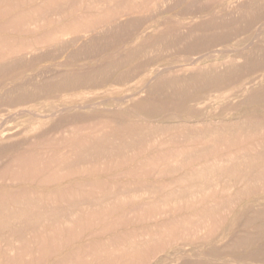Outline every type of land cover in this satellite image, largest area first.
<instances>
[{
	"label": "rangeland",
	"instance_id": "1",
	"mask_svg": "<svg viewBox=\"0 0 264 264\" xmlns=\"http://www.w3.org/2000/svg\"><path fill=\"white\" fill-rule=\"evenodd\" d=\"M1 1L0 44L139 15L0 66V264H264V0Z\"/></svg>",
	"mask_w": 264,
	"mask_h": 264
},
{
	"label": "bare ground",
	"instance_id": "2",
	"mask_svg": "<svg viewBox=\"0 0 264 264\" xmlns=\"http://www.w3.org/2000/svg\"><path fill=\"white\" fill-rule=\"evenodd\" d=\"M30 1V0H28ZM47 1H52L55 2V3H59V2H65L66 0H41L40 4H45ZM79 1L80 3H83L85 2V0H77ZM214 1V0H213ZM225 1V0H224ZM7 2V1H6ZM147 2V1H146ZM138 3V1H137ZM68 4V3H67ZM145 4V3H144ZM63 6V5H62ZM76 7V6H75ZM89 7L88 4H86L83 8V11H80L78 13V16L79 18L81 19H85V18H89L88 17V14L86 13V9ZM14 7H12L10 4H2V1L0 0V19L3 18V15L5 14V12H10L13 10ZM64 8H65V5H64ZM162 8V7H161ZM48 9V8H47ZM69 9V8H68ZM82 9V8H81ZM46 10V9H45ZM49 10V9H48ZM51 10V8H50ZM65 11V10H64ZM44 12V11H43ZM42 12V13H43ZM48 12V11H47ZM51 12V11H50ZM53 12V10H52ZM56 12V11H55ZM137 13L138 14V9L136 8H132L131 6L128 7V6H122V7H119V10H118V13L117 15H115V18L114 19H110L107 18L108 15H100L98 17H94V18H91L89 19L86 23H81V24H74V25H69V23H67V25H63V27L61 28H58V29H55L53 31H47V32H44V33H41L39 34L35 40H36V43L35 45H27V46H21V45H14V44H0V66L7 63V62H11L12 60H14L15 58H20V57H28V56H31L33 55L38 49H39V46H45V45H50V43H59L61 45V47H65L67 46L68 42H73L75 41L76 39L78 38H81L83 36H85V33L86 32H101L103 30H105V28L111 24V22H113V20L117 19L118 21L119 20H122L120 19L121 17L123 16H126V18H129L133 15H135ZM50 14V13H48ZM47 14V15H48ZM145 14V13H144ZM18 14L14 15V16H17ZM60 15V14H59ZM142 15V13H141ZM56 16V15H55ZM54 16V17H55ZM65 16V15H63ZM114 17V16H113ZM33 19V18H32ZM18 20V19H17ZM42 21H44V19L39 15L37 17H35V19L31 20H26V21H23L22 24L23 25H26V26H30V25H34V26H38L40 23H43ZM71 22H75V19L74 20H71ZM264 22V21H263ZM12 23V21H8L7 25H4L3 24H0V31H9V32H13V29L15 30V27L13 25H18L17 24H10ZM262 23V22H261ZM69 25V26H68ZM25 26V27H26ZM259 29V27H258ZM33 30V28H32ZM26 31V30H25ZM20 32V31H19ZM23 32H24V29H23ZM22 32V33H23ZM199 32V31H198ZM254 34V33H253ZM257 35V34H256ZM73 38V39H72ZM255 39H257V37H255ZM158 40V39H157ZM251 40V39H250ZM251 42V41H250ZM252 43V42H251ZM253 44V43H252ZM227 50V49H226ZM236 50V49H235ZM206 52V51H205ZM221 54V53H220ZM205 55V54H203ZM209 56V55H208ZM241 57L245 58V55H242ZM194 59V58H193ZM198 59V58H197ZM203 59V58H201ZM205 59V57H204ZM190 60V59H189ZM194 62V61H193ZM209 62V61H208ZM212 62V61H211ZM59 64V63H58ZM182 65V64H181ZM206 65V63H205ZM58 67V66H57ZM68 67V66H67ZM83 67V66H82ZM85 67V66H84ZM229 66L226 65L225 62H219V63H215L213 65V68L214 70L216 71H219L221 69H227ZM182 68H185V67H182ZM201 65L197 68H191V70H189L188 72H190L189 74L187 73H184V76H189V77H193V76H199L200 75V72H201ZM187 70V69H185ZM171 74V71H169L168 69L166 68H158L156 71H154V73L152 75L149 76V78L147 79V81L145 82L146 83V86L148 87L152 81L154 80H160L162 78H164L165 76V79L168 78V76ZM22 77V76H21ZM26 78V77H25ZM184 79H186L185 77H183ZM188 78V77H187ZM194 80V79H193ZM168 81V80H167ZM195 81V80H194ZM12 83V82H11ZM195 83V82H194ZM4 86V85H3ZM145 87V84L143 85ZM198 86V85H197ZM199 87V86H198ZM251 89V88H250ZM145 90V89H144ZM247 95V94H246ZM120 96V95H119ZM125 96H123V99H124ZM119 100V99H117ZM107 103V102H106ZM90 104V103H89ZM96 104V103H95ZM110 104V103H109ZM65 107V106H64ZM120 107V106H119ZM59 108V107H58ZM69 108H78V106H71V107H65V109H69ZM92 108V107H91ZM100 108V107H99ZM106 108V107H105ZM121 108V107H120ZM131 108V107H130ZM60 109V108H59ZM104 109V107H103ZM117 109V108H115ZM27 112L29 113H32L35 117H40V118H44V119H48V120H51V119H54L58 114H60V110L56 109L57 111H54V112H51L50 115L46 116V115H42L40 113H38L37 111L35 110H27L25 109ZM63 110V109H62ZM61 110V111H62ZM133 110V109H132ZM24 111V110H23ZM11 114V113H10ZM27 114V113H25ZM136 114V113H135ZM147 114V113H146ZM133 115V114H132ZM172 115V114H171ZM175 115V114H173ZM32 116V115H31ZM135 116V115H133ZM140 116V115H139ZM26 117V116H25ZM33 117V116H32ZM0 118L3 120L1 124L5 123L4 121L7 120V118L2 114H0ZM179 118V117H177ZM11 119V118H10ZM183 120V119H182ZM220 121V120H219ZM259 121V119H258ZM85 122V118L84 117H81L79 115H73V118L70 119V120H64V121H60L57 123L55 129L57 130V132L59 133H80L81 131H85L87 129V125L84 123ZM95 122V121H94ZM204 122V121H203ZM217 122V121H215ZM230 122V121H229ZM253 122V121H252ZM198 122H196L197 124ZM208 123V122H207ZM241 123V121L239 122ZM263 123V121H262ZM0 124V131H3V127L1 126ZM103 124V123H102ZM101 124V125H102ZM139 124V123H138ZM231 126V123H229ZM248 124V123H247ZM254 124V123H253ZM217 125H219L217 123ZM225 126V125H222V127ZM232 127V126H231ZM256 127V126H255ZM225 128V127H224ZM227 128V127H226ZM230 128V127H228ZM259 128V127H258ZM12 129V128H10ZM231 129V128H230ZM264 130V129H262ZM19 131V130H18ZM17 131V132H18ZM139 131V130H138ZM228 129L226 130H200V131H197V133H206V132H211V133H217V132H220V133H223L225 132V134L227 133ZM252 131V130H251ZM260 131V129H259ZM263 132V131H262ZM2 133V132H1ZM182 133H192L191 131H184ZM248 133V132H247ZM218 135V133L216 134ZM188 136V135H187ZM215 136V135H214ZM213 136V137H214ZM222 136V135H221ZM257 136V135H256ZM203 137V136H202ZM237 137V136H236ZM257 138V137H256ZM195 140V139H194ZM186 143V142H185ZM237 144V142H236ZM258 144V143H257ZM203 147V145H202ZM257 149V148H256ZM119 150V149H118ZM254 151V150H253ZM247 153V152H246ZM255 153V152H254ZM116 154V153H115ZM253 154V153H252ZM262 155V154H260ZM264 155V154H263ZM40 156V155H39ZM66 156V155H65ZM196 156V155H195ZM232 156V155H231ZM255 159V158H254ZM242 160L244 161V159L242 158ZM252 160V158H251ZM219 161V159H218ZM217 161V162H218ZM226 161V159H225ZM123 162V161H122ZM245 162V161H244ZM256 162V161H255ZM254 162V163H255ZM121 163V162H120ZM213 163V162H211ZM219 163V162H218ZM240 163V162H239ZM215 165V164H214ZM213 165V167H214ZM237 165V164H236ZM234 166V164H233ZM251 167V166H250ZM201 168V167H200ZM209 168V167H208ZM212 168V167H211ZM244 168V167H243ZM2 169V168H1ZM32 169V168H31ZM207 169V168H206ZM42 170V169H41ZM139 170V169H138ZM64 171V170H63ZM208 172V171H207ZM241 172V171H239ZM211 173V172H210ZM60 176V175H59ZM253 176V175H252ZM15 177V176H14ZM11 178V177H10ZM251 178V177H249ZM33 179V178H32ZM62 180V179H61ZM233 180V179H232ZM10 181V180H9ZM16 181V180H15ZM255 182V181H254ZM6 183V182H5ZM252 183V182H251ZM239 188V187H238ZM242 190V189H241ZM117 192V191H116ZM118 195V194H117ZM35 199V198H34ZM38 200V199H37ZM193 200V199H192ZM258 201V200H257ZM69 204V203H67ZM35 205V204H34ZM29 206V205H28ZM32 207V205H31ZM53 207V206H51ZM39 208V207H38ZM29 208H27L28 210ZM37 209V208H36ZM35 209V210H36ZM52 210V209H51ZM57 211V209H55ZM1 211V210H0ZM7 211V210H6ZM73 211V209L71 210ZM70 211V212H71ZM69 212V211H68ZM70 212H69V216H70ZM25 213V211H24ZM11 214V213H10ZM27 214V212H26ZM40 215V213H39ZM68 215V214H67ZM45 216V215H44ZM56 216V215H55ZM62 215H60L59 217H61ZM54 217V216H53ZM46 219V217H44ZM50 218V217H49ZM37 219V218H36ZM76 219V218H75ZM19 220V219H18ZM32 220V218H31ZM39 220V219H38ZM49 220V219H48ZM53 220V219H52ZM37 221V220H36ZM10 222V221H9ZM79 222V221H78ZM16 224V223H15ZM33 225V224H32ZM178 225V223H177ZM38 227V226H37ZM21 228V227H19ZM30 228V227H29ZM20 230V229H19ZM199 230V229H198ZM3 231V230H2ZM30 231V230H29ZM57 231V230H56ZM3 233V232H2ZM161 233H164L161 231ZM11 234V233H10ZM28 235V234H27ZM52 235V233H51ZM146 237V236H145ZM148 237V236H147ZM13 238V237H12ZM153 238V237H152ZM163 238V237H162ZM38 239V238H37ZM147 239V238H146ZM157 239V238H156ZM5 240V239H3ZM29 240V239H28ZM157 241V240H156ZM7 259V257H6ZM11 259V257H10ZM30 259V258H29ZM161 260V258H160ZM85 262V261H84Z\"/></svg>",
	"mask_w": 264,
	"mask_h": 264
}]
</instances>
